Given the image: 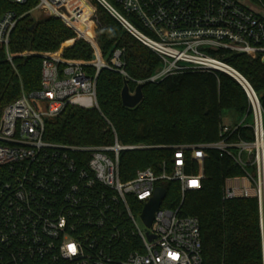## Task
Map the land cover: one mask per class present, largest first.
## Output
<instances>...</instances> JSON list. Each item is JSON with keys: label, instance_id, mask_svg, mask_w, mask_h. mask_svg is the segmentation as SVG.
I'll return each instance as SVG.
<instances>
[{"label": "built area", "instance_id": "obj_1", "mask_svg": "<svg viewBox=\"0 0 264 264\" xmlns=\"http://www.w3.org/2000/svg\"><path fill=\"white\" fill-rule=\"evenodd\" d=\"M95 1L160 59L150 77L133 80L136 86L188 69L222 72L242 86L249 107L236 121L221 123L217 140L172 145L171 166L140 168L123 179L121 152L153 146L123 144L115 132L108 145L46 139L48 121L66 107L99 109L102 69L131 79L123 51L115 49L107 60L94 48L93 61L87 63L42 55L40 88L23 91L0 117V264H206L199 220L180 215L179 209L186 191L201 188L211 151L240 170L225 177L222 200L257 202L264 264V108L248 79L226 60L227 54L264 60V0ZM66 2L5 0L7 8L0 2V49L7 60L12 62L13 32L31 10H44L75 29L68 23L73 13L66 14ZM29 3L34 4L28 10H18ZM170 181L180 183V205L163 207L164 197L147 227L143 209L156 188ZM133 240L140 249L128 253Z\"/></svg>", "mask_w": 264, "mask_h": 264}, {"label": "trees", "instance_id": "obj_2", "mask_svg": "<svg viewBox=\"0 0 264 264\" xmlns=\"http://www.w3.org/2000/svg\"><path fill=\"white\" fill-rule=\"evenodd\" d=\"M84 1V0H83ZM3 8L9 7L0 0ZM98 3V2H97ZM34 3L18 8L20 12ZM80 5L84 15L72 12ZM115 25L101 24L97 37L102 55L109 60L115 49L123 48L125 69L131 79L145 80L160 66V59L127 33L122 25L98 3ZM70 21L89 31L85 2L68 0L65 4ZM23 16L12 35V63L0 49V117L5 105L22 92L40 88L42 56L45 52L66 60H89L92 50L78 39L58 18L38 21ZM76 29V28H75ZM77 30V29H76ZM78 31V30H77ZM78 33L84 36L80 31ZM124 34L132 38H124ZM85 37V36H84ZM118 47V48H116ZM226 60L240 71L259 94L264 108V60L243 54H227ZM90 73L95 69L89 68ZM124 78L118 72L102 69L97 78V101L100 108L86 110L68 106L57 118L48 121L46 139L69 145H108L114 134L102 114L111 122L123 144L144 143L153 146L146 150L124 151L120 154V174L130 179L137 169L151 167L159 171L161 164L171 166L172 145L212 142L218 139L225 110L240 117L249 107L242 86L222 72L188 69L153 83H143V99L134 108L123 106L121 91ZM197 166L193 172H197ZM204 178L198 190H188L179 209L182 216L197 217L200 224L202 255L206 264H261L259 210L255 199L223 201L222 189L226 176L240 172L233 162L217 151H211L204 162ZM166 196L163 207L177 208L181 202L180 183L163 184ZM126 252L140 249L137 240ZM136 241V242H135Z\"/></svg>", "mask_w": 264, "mask_h": 264}, {"label": "rangeland", "instance_id": "obj_3", "mask_svg": "<svg viewBox=\"0 0 264 264\" xmlns=\"http://www.w3.org/2000/svg\"><path fill=\"white\" fill-rule=\"evenodd\" d=\"M82 2H85V4L88 5V7L90 8L88 15H87V23L89 25V31H85L82 30L78 27L77 23H74L73 21H70L68 19V23H70L72 26L74 25V27L80 31L84 36L80 35L78 33V31L74 28H72L71 26H69L68 24L64 23L60 18V19L67 28H69L71 31H73L74 35L82 40L83 42L87 43L89 45V47L92 50L91 53V58L89 60H81V59H73L74 61H80V62H91L93 61V56H94V48H98L100 50V52L102 53V50L100 48L99 42H98V31L99 29L102 27V23L105 25H114L112 20L109 18V16L103 11V9L98 5V3L95 0H79ZM92 6V8H91ZM80 5H74L73 9L76 10H72V12L76 15H78L79 17L84 15L85 11L80 10ZM28 10V9H27ZM26 11V10H25ZM24 12V11H22ZM25 16H28L30 19H32V21L35 23H37L38 21L44 20L46 18H50V17H54L57 18L55 16H53L52 14H47V12H45L44 10H31L29 11ZM34 25H32L31 27L33 28ZM115 26V25H114ZM126 39H130L132 42H134L136 45H138L132 38H130L129 36H127L126 34H124L123 36ZM118 48V47H116ZM121 49L123 51V48H118ZM41 53V56L44 54H48L45 52H39ZM12 57V56H11ZM12 63V62H11ZM13 65V63H12ZM24 91V89H22V92ZM21 92V93H22ZM99 106V105H98ZM100 111V108L98 109ZM101 116L103 117L104 121L106 122L107 126L110 127L111 131L116 133L115 128L113 127V125L111 124V122L102 114L101 112ZM238 114L234 111H229V110H225L223 112V121L224 122H234L238 119ZM140 226L142 229H144V225L140 222Z\"/></svg>", "mask_w": 264, "mask_h": 264}, {"label": "water", "instance_id": "obj_4", "mask_svg": "<svg viewBox=\"0 0 264 264\" xmlns=\"http://www.w3.org/2000/svg\"><path fill=\"white\" fill-rule=\"evenodd\" d=\"M142 88L143 84H138L135 88V92L132 94L129 90L128 81L124 80V86L121 91V100L123 106L127 108L136 107L143 99ZM165 195V189L159 186L156 188L153 198L145 205L141 214V219L147 227H150L152 225L154 214L160 207ZM152 238L153 236H150V239Z\"/></svg>", "mask_w": 264, "mask_h": 264}]
</instances>
